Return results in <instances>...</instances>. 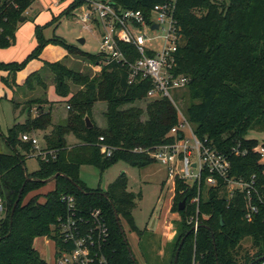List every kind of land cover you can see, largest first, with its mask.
I'll use <instances>...</instances> for the list:
<instances>
[{
	"label": "trees",
	"instance_id": "obj_1",
	"mask_svg": "<svg viewBox=\"0 0 264 264\" xmlns=\"http://www.w3.org/2000/svg\"><path fill=\"white\" fill-rule=\"evenodd\" d=\"M112 1L150 17L152 9L165 0ZM31 5L30 0H0V49L15 43L20 26L27 21L25 11ZM64 16L70 14L53 15L45 25L36 26L37 46L25 60L0 62V69L8 72L3 78L5 85L14 89L18 72L39 59L51 42L44 31ZM175 19L181 41L174 74L190 80L186 92L192 104L186 116L198 138L227 154L233 177L246 181L256 177L253 202L258 205V213L253 221L246 219V193L237 192L228 199L221 188L211 189L200 199V228L197 234L190 233L194 227L191 218L196 215L191 200L197 195V187L186 191L187 184L177 181L171 213H179L180 218L176 235L165 249L170 259L164 261L158 253L153 256L145 245H139L141 258H136L129 241H124L115 210L123 229L126 224L148 243L153 233L139 230L133 217L141 194L130 191L125 174L106 191L91 189L82 181L81 169L90 166L104 173L119 161L139 169L155 163L151 151L177 139L170 134L178 125L177 109L167 98H147L153 88L150 79L130 85L127 66L108 64L103 54L84 52L58 38L55 42L67 47L68 56L61 62L45 63L41 71L28 77L24 87L28 91L40 87L44 94L23 103L22 113L28 112L24 123H16L5 136L0 132L9 149L7 153L0 151V195L7 208L0 224V264H47L35 242L41 237L59 236V220L68 213L63 197L68 195L76 198L84 215L94 210L104 214L110 232L105 249L110 264H175L183 239L177 264H264V158L259 153L262 144L248 138L252 130L264 129V0H177ZM120 47L131 61L139 57L133 47ZM71 56L86 67L81 63L77 69L69 67L66 62ZM98 65L102 68L93 75L90 67ZM48 79L68 108L67 119L59 124L54 123L52 110L46 109L54 104L47 98ZM142 101L148 102L146 110L135 105ZM13 102L17 111L21 105ZM99 102L107 104L106 128L99 127L93 119V108ZM87 116L92 121L91 128L87 126ZM23 135H41L44 143L46 158L37 157L39 167L32 173L27 171L26 158L36 149L32 142L23 141ZM71 136L75 144L69 143ZM234 148H239L240 153H235ZM56 174L60 175L54 188L46 190L49 184L43 181ZM29 178L32 180L27 181ZM185 199L186 207L180 211L179 204ZM246 238L253 240L249 249L243 246Z\"/></svg>",
	"mask_w": 264,
	"mask_h": 264
},
{
	"label": "built area",
	"instance_id": "obj_2",
	"mask_svg": "<svg viewBox=\"0 0 264 264\" xmlns=\"http://www.w3.org/2000/svg\"><path fill=\"white\" fill-rule=\"evenodd\" d=\"M30 1L32 5L25 11L26 16H29L30 10L37 3L41 4L46 12L69 13L83 25L84 31L99 34L101 54L105 56L108 64L115 62L129 68L130 85L150 79L153 88L148 92L147 98H167L176 107L178 125L170 134L177 139L172 144L156 147L151 151V157L168 167L169 177L174 182H185L186 191L197 187V195L191 200L196 206V215L191 218L195 234L200 228L199 205L201 196L204 195V180L209 190L221 188L228 199L235 197L237 192L246 193V219L253 221L254 215L258 213V205L253 202L256 177L253 176L250 181L233 177L227 154L218 150L212 143L198 138L194 126L176 102L177 92H186L190 81L185 76L174 74L177 67L176 53L181 41L175 19L177 0H165L156 5L150 17L141 10L124 9L112 0H45L46 5L44 0ZM154 26L158 28H153ZM161 31H166V35L163 38L156 37L155 33ZM159 37L164 42L161 48L156 49L154 41ZM121 45L133 47L139 57L131 61L129 54L122 51ZM93 68L101 70L102 66ZM100 140L103 141V138ZM23 141L32 142L35 149H38L36 137L23 135ZM233 151L240 153L239 148H234ZM259 153L264 158V146H260ZM107 154L111 156V150H108ZM38 156L45 159L46 153L39 152ZM63 201L68 213L59 220V236L48 238L55 244L52 264H110L105 253L110 232L102 211L94 210L86 216L78 208L74 196H65ZM6 212V203L0 195V224Z\"/></svg>",
	"mask_w": 264,
	"mask_h": 264
},
{
	"label": "rangeland",
	"instance_id": "obj_3",
	"mask_svg": "<svg viewBox=\"0 0 264 264\" xmlns=\"http://www.w3.org/2000/svg\"><path fill=\"white\" fill-rule=\"evenodd\" d=\"M44 4L46 5L45 0ZM52 16L53 15L51 12H46L41 4H35L30 10L26 24L16 35L15 43L9 48L1 49L4 50V56L2 60L0 59V62L10 63L15 61L21 62L25 60L37 45L35 34L36 26L45 25L51 20ZM165 35L166 31L155 33L156 37L160 36L163 38ZM44 36L46 39L51 40V42L45 46L39 59L30 61L17 74L15 83L17 82L20 85L25 86L27 81L26 79L29 74H32L36 70L41 71L47 62H61L66 56H68L69 52L67 47L60 42H55V40L58 38L64 39L67 44L75 46L84 52L93 55H99L101 53V38L99 34L96 32L89 33L84 31L83 25L78 23V21L72 16L62 17L58 23L44 31ZM160 37L154 41L156 49L161 48L164 42ZM79 39H85V45L79 43ZM80 63L81 62L79 60L71 56L68 65L69 67L75 69L79 68V65L81 64H83V67H86L84 63ZM90 69L93 72V75L99 73V69L97 68L94 69L93 67H90ZM7 73V71L0 69V132L4 136L7 135L9 128L13 127L16 123H24L28 116L27 111L22 113V111L25 109L24 106L20 110L16 111L15 109V105L13 103L15 97L14 90L16 92V98L21 96V92L16 91V86L18 85L14 86L13 90L4 84L3 78L8 76ZM34 82L37 83V80ZM46 83L49 87H54L50 79H48ZM39 88L40 87H38V89ZM25 90L28 91L26 87H24V91ZM51 93L53 96L52 91ZM42 94H44V90H42ZM37 96L38 94H35L34 96L29 97V99L36 98ZM175 99L180 105V108L183 110V113L186 115L188 108L192 104L187 92H177ZM147 103V101H142L136 103L135 105L146 110ZM64 106V104L57 105L55 110L57 108H61L63 109V113L68 115L67 105L65 107ZM48 108L52 109V106H46V109ZM35 111V109L32 111L34 116L36 115ZM106 111L107 104L104 102L95 104L93 108V119L101 128L107 127V120L104 116ZM54 119L58 121V119ZM143 119L146 120L147 117L145 116ZM261 129L256 128L255 130H252L249 133L248 138L257 139L260 144H262L261 146H264V129ZM36 138L38 140V149L32 152V154L26 158V168L28 173H32L38 169V153H44V143L42 141V136L37 135ZM3 140L4 139L0 134V151L7 153L9 152V149L5 146ZM68 141L70 144H75L76 142L75 138L72 136L68 138ZM153 160L155 163L142 169L132 167L125 161H119L104 173H101L94 167L87 166L81 169L80 176L87 187L91 189L101 188L102 190L106 191L108 187L122 174H125L129 179L130 191L136 195L141 194V198L138 200L137 206L133 210V217L136 226L142 232L147 231L153 233L154 235H151L152 237L150 241L145 243L143 238L140 239L138 233L131 232L129 227L124 224V229L127 233V239L131 245V248L136 258L139 260L141 258L139 245H145L148 250H152L153 256L158 253V255L165 261L170 259V253L165 252L166 245L174 239L177 230L176 223H178L180 218L179 213H171L170 210L171 206L174 204L177 181L174 182L173 179L169 177V169L167 166L158 163L155 159ZM208 191V186H204L205 196L207 195ZM252 242V238H246L243 242L244 248L249 249ZM35 248L39 251L42 258L48 264H52L55 253V244L53 241L49 240L48 238L41 237L36 240Z\"/></svg>",
	"mask_w": 264,
	"mask_h": 264
},
{
	"label": "crops",
	"instance_id": "obj_4",
	"mask_svg": "<svg viewBox=\"0 0 264 264\" xmlns=\"http://www.w3.org/2000/svg\"><path fill=\"white\" fill-rule=\"evenodd\" d=\"M51 14L52 15H58V13H53V12H51ZM28 17V16H27ZM24 21H25V19H24ZM26 24V22L24 23V24H22L21 26H20V28H19V30H18V32L24 27V25ZM18 32H17V34H18ZM16 34V35H17ZM85 43H86V40H85ZM37 46V45H36ZM3 51L4 50H1L0 49V59L2 60V58H3V56H4V54H3ZM67 57V56H66ZM66 57L63 59V61L66 59ZM70 61V58L67 60V62H66V64L68 65V62ZM16 62V61H15ZM17 62H19V61H17ZM9 63V62H8ZM69 66V65H68ZM93 67V66H92ZM95 69V68H94ZM98 69V68H97ZM38 70H36L35 72H37ZM35 72H33V73H35ZM99 72H100V69H99ZM19 73V72H18ZM32 73V74H33ZM8 74V73H7ZM32 74H29L28 76H27V79H28V77L30 76V75H32ZM26 79V80H27ZM16 85H18V87L19 88H17L16 89V91H19V92H21V96L18 98H16V92H15V90H14V93H15V97H14V100H15V102H17V103H19L21 106H20V108H18V110H20L21 108H23V103H25L26 101H28L29 100V97H32V96H34L35 94H38V95H41L42 94V89L41 88H39L37 91H31V92H29V91H27V90H25L24 91V86H22V85H20L19 83H17L16 82ZM22 90V91H21ZM51 91L53 92V96H52V93H51ZM55 94V95H54ZM47 98H48V101H50V102H53L54 104H53V106H52V114H53V118H56V119H58V121H56L55 119H54V123L55 124H59V123H62V122H64L66 119H67V114L66 113H63V109H59V108H57L56 110H55V108L57 107V105H62V104H64L65 106H66V104H65V100L64 99H62L61 97H59V96H57L56 95V93H55V90H54V87H49V89H48V91H47ZM17 99V100H16ZM14 103V102H13ZM15 105V104H14ZM64 106V107H65ZM36 112V111H35ZM54 188V182H52V183H49V188H46V189H48V190H52ZM171 208H172V206H171ZM171 210V209H170ZM42 257V256H41ZM43 259V258H42Z\"/></svg>",
	"mask_w": 264,
	"mask_h": 264
},
{
	"label": "water",
	"instance_id": "obj_5",
	"mask_svg": "<svg viewBox=\"0 0 264 264\" xmlns=\"http://www.w3.org/2000/svg\"><path fill=\"white\" fill-rule=\"evenodd\" d=\"M22 22H24V19H22ZM153 28H156V29H157L158 27H157V26H154ZM78 41H79V43H81L82 45H85V39H79ZM85 120H86L87 126H88L89 128H91V127L93 126L91 119L87 116ZM59 175H60V174H56V175H54L53 177H51V178H49V179H47V180H45V181H43V182L48 183V184H49V183H52V182H54V181L56 180V178H57ZM31 180H32V179L29 178L27 181H31ZM186 203H187V202H186V199H185V200H183V201L179 204V210H180V211H183V210L185 209V207H186ZM17 204H18V202H17L16 205L14 206L13 212L15 211ZM115 217H116L117 223H118V225H119V228H120L121 234L123 235L124 241H125L126 244H128V239H127V237H126V235H125V231H124V229H123V226H122V223H121L120 217H119L118 212H117L116 210H115ZM192 231H194V228H192V230L190 231V233H191ZM184 241H185V239L182 240L181 245H180V247H179V249H178V251H177V253H176V256H175V264H177V262H178L179 254H180V250H181V247H182ZM214 243H215V240H214ZM215 249H216V248H215ZM128 250H129V252H130L131 255H132V250H131L130 247L128 248ZM132 258H133V260L135 261V258L133 257V255H132ZM262 259H263V258H261L259 261H262Z\"/></svg>",
	"mask_w": 264,
	"mask_h": 264
}]
</instances>
